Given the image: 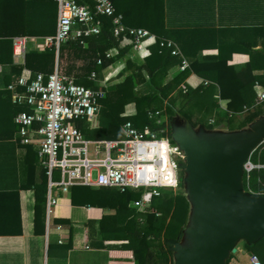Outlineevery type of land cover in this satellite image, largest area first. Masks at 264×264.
<instances>
[{
    "label": "trees",
    "instance_id": "16d2710c",
    "mask_svg": "<svg viewBox=\"0 0 264 264\" xmlns=\"http://www.w3.org/2000/svg\"><path fill=\"white\" fill-rule=\"evenodd\" d=\"M77 2L92 7L89 0ZM56 8L53 0H0V36H53L56 28ZM122 18L127 28L147 29L157 41L171 39L164 29L162 16L128 14L122 15ZM98 20L101 31L99 35L87 40L85 48L78 41H69L59 47L57 55L53 50L28 49L24 64L11 67L15 76L24 69L30 70L32 74L48 75L52 72L54 59L57 58L59 75L67 77L77 85L94 90L97 87L90 78L92 73L96 74L97 80H101L104 74L111 77L117 70L118 80L114 90L99 100L100 109L96 121L88 124L83 120L76 122L84 138L120 139L123 134L121 126L130 122L134 128L140 130L148 126L158 136L170 139V120L176 115L186 119L193 127L203 125L211 129L208 118L212 117L214 110L218 108V101L212 98L214 84L219 90L218 97L228 100V113L248 110L238 126L239 130L263 115L260 106H255L257 97L253 87L256 84H264V76H254L251 65L247 64L236 71L227 66L225 61L198 63L195 60L190 61L187 69L179 71L174 78L167 81L168 71L175 66L179 68V57L172 56L169 49L155 45L150 49V55L140 61L133 55L132 47L120 48L122 39L121 36L115 37L111 32L110 18L99 17ZM235 51L232 53H240L241 49ZM107 52L110 53L109 58L106 57ZM182 52L185 54V47ZM109 72L112 73L108 75ZM191 73L210 84L207 87L189 88L184 84V80ZM142 84L148 87L145 94L136 90ZM128 106L133 108L132 116L125 115ZM23 109L28 111L25 107ZM218 117L227 121L228 129H233L232 118L227 114L222 116L221 113ZM252 162L264 163V142L252 154ZM243 185L246 190L264 197V171L253 172L249 186L245 178ZM46 189L47 177L44 170L41 183L34 187V233L39 219L44 218ZM140 197V194L135 192L112 189L94 191L88 187L75 186L70 188L69 200L72 206L97 207L111 212L104 215L100 221L101 238L111 256H118V253L122 252L135 264H173L172 253L166 241L181 239L187 223L189 204L182 195L172 196L164 193L159 197L145 195L142 208L138 211L130 209L129 202L139 200ZM57 204L58 200L56 206ZM54 222L64 226L70 225L69 220L57 217ZM17 224L20 229L19 220ZM69 234L67 244L62 247L64 250L72 247L71 230ZM16 235H20V231ZM263 242L264 238L246 249L255 253L256 248L264 246ZM226 264H236L235 255H230Z\"/></svg>",
    "mask_w": 264,
    "mask_h": 264
},
{
    "label": "crops",
    "instance_id": "0c3cea01",
    "mask_svg": "<svg viewBox=\"0 0 264 264\" xmlns=\"http://www.w3.org/2000/svg\"><path fill=\"white\" fill-rule=\"evenodd\" d=\"M112 4L116 13L121 16L128 14L162 16L164 29L171 37L170 41L175 44L189 63L195 60L198 63H212L221 60L236 71L249 64L254 76H264V0H114ZM54 13L57 23V8ZM14 30L19 32L18 29ZM141 30L147 31V29ZM44 37L28 34L0 36V264H45V262L135 264L122 252L118 253V256H111L105 248L100 234V221L104 215L111 214V212L97 207L72 206L69 200L70 188H56L51 191L52 197L58 200L56 208L54 207L52 220L46 228L44 211V218L39 219L34 233V187L41 183L44 169L40 166L37 147L20 143L17 133L18 126L14 118L18 112L24 111V107L12 103L11 93L7 87L13 84L24 71L32 74L28 69L22 70L18 76L12 74L11 67L23 65L25 59V56L24 58L13 56L12 40ZM87 44L88 42H85L82 47L85 48ZM155 45H151L150 41H143L138 45L133 43L127 47H132L133 55L143 61L150 55V49ZM28 46H30L28 49L32 50H38L41 47L39 42L36 44L29 42ZM183 47L186 50L185 54L182 52ZM120 48L125 47L120 46ZM238 49H241L240 53H232ZM55 70H57V58L54 59L52 72L49 74ZM178 72V68L173 67L168 71L166 80H171ZM92 74L95 77L92 79L90 76V78L95 82L97 89L107 93L114 90L115 86L110 87L108 84L110 77L104 74L103 79L97 80L96 74ZM114 74H117V70ZM207 82L193 73L184 80V84L191 89L207 87L210 84ZM262 85L256 84L253 87L255 94ZM139 86L145 87L148 91L146 84ZM214 86L215 91L212 98L218 101V108L214 110L212 117L208 118V124L211 125L209 130H239L238 126L248 110L228 113L226 111L228 100L220 99L218 87L215 84ZM138 87L136 90L139 92ZM219 112L222 116L227 114L233 119L232 130L228 129L225 119L218 117ZM133 114V108L128 106L125 115L132 116ZM98 115L93 120L94 122ZM123 136L124 134L120 139ZM46 194L44 195L45 201ZM139 194L142 196L141 193ZM139 200L132 201L138 202ZM143 206L144 202L140 208ZM140 208L130 209L138 211ZM55 217L69 220L70 225L55 224ZM18 220L20 229L17 224ZM58 226H60L59 232L57 231ZM69 229L71 230L72 247L64 250L62 247L68 242ZM19 231L20 235H16ZM59 237L63 238L62 244L58 243ZM247 247L249 246L244 242L237 244V251L234 254L236 264H250L251 255L257 256L261 264H264V246L256 248L255 253L248 252Z\"/></svg>",
    "mask_w": 264,
    "mask_h": 264
},
{
    "label": "built area",
    "instance_id": "2783aa9c",
    "mask_svg": "<svg viewBox=\"0 0 264 264\" xmlns=\"http://www.w3.org/2000/svg\"><path fill=\"white\" fill-rule=\"evenodd\" d=\"M53 1L57 6L54 35L40 39L14 38L12 46L15 58H24L30 48L29 42L32 44L39 42L40 49L53 50L56 55L59 47L69 41H78L79 44L85 45L89 38L99 35L101 31L98 18L107 17L111 19L113 35L121 36V47L150 41L151 45L167 48L172 56L181 59L178 68L180 72L189 67V62L172 41H157L148 31L124 26L123 18L116 13L111 0H89L92 3L91 8L87 4H79L77 0ZM106 57H110L109 52L106 53ZM94 77L92 74L91 78ZM7 89L11 93L12 103L28 110L19 112L14 118L18 126L20 143L37 147L40 166L45 170L47 177L48 193L44 205L46 228L52 220L57 203L56 198L51 195V191L56 188L82 186L93 190L112 189L141 193V200L129 203L130 208L138 209L143 205L145 195L159 197L164 190H175L178 187L175 159L178 149L170 144L168 137L158 136L148 126L138 130L130 122H126L122 126L124 136L120 140L84 138L76 127V122L83 120L91 123L96 118L100 108L99 100L106 94L104 90L77 85L67 77L59 75L57 70L47 76L32 75L24 71ZM256 97L255 106L264 103V84L260 90H256ZM156 141L165 142L173 148L171 158L176 170L174 186L171 182L153 185V172L145 173V180L139 179L140 168L145 166L160 168L161 157L152 155L149 146L143 149V152L139 151L144 144ZM252 154L244 164L243 181L245 178L247 186L253 172L264 171V163H253ZM182 158L184 159V155ZM246 191L256 194L250 190ZM57 231H60V226L57 227ZM58 243H63L62 237H59ZM249 260L250 264H261L255 255H251Z\"/></svg>",
    "mask_w": 264,
    "mask_h": 264
},
{
    "label": "water",
    "instance_id": "95a60500",
    "mask_svg": "<svg viewBox=\"0 0 264 264\" xmlns=\"http://www.w3.org/2000/svg\"><path fill=\"white\" fill-rule=\"evenodd\" d=\"M169 137L184 155L180 169L191 223L189 245L166 241L173 264H226L239 242L253 246L264 238V197L243 185L244 164L264 142V114L235 131L193 127L176 115Z\"/></svg>",
    "mask_w": 264,
    "mask_h": 264
},
{
    "label": "rangeland",
    "instance_id": "374dc122",
    "mask_svg": "<svg viewBox=\"0 0 264 264\" xmlns=\"http://www.w3.org/2000/svg\"><path fill=\"white\" fill-rule=\"evenodd\" d=\"M116 75L114 74L112 77H110L108 80V84L110 85V87H114L115 86V82L118 80L116 79L115 77ZM180 88V86H179ZM138 89L140 90L139 92L145 94L147 93L145 87H142V86H139ZM106 92V91H105ZM107 93V92H106ZM260 108H261V111L264 113V104H260L259 105ZM121 129H122V126H121ZM170 144L176 146L174 143H172L170 141ZM154 151H156V154L157 155H161V161H163V165L162 167H160V170H159V173L156 175L154 174V171H151V169L149 167H146V168H143V169H140L138 175H139V179L140 180H143L144 177H146V174L145 173H152V184L153 185H158V184H161L163 182L167 183V182H171L172 186L175 185V177H174V174H176V170L174 168V165H173V162H172V154H173V148L172 146H168L166 143H158L156 145V147H154ZM183 157V153L181 151H177L176 154H175V159H176V162H177V174H178V179H179V185L178 187L175 189V190H170V189H166L164 190L165 193H169L170 195L172 196H178V195H182L185 197V189H184V184L181 182V179L183 178V171L180 169V165L183 164L184 162V159L182 158ZM171 168V170H170ZM57 175L55 174V179L57 178L56 177ZM191 223H190V218L187 220V227L186 229H184L183 231V234H182V237H181V243L186 246V245H189V239L187 238V236L185 235V232L188 228V226H190Z\"/></svg>",
    "mask_w": 264,
    "mask_h": 264
},
{
    "label": "bare ground",
    "instance_id": "6f19581e",
    "mask_svg": "<svg viewBox=\"0 0 264 264\" xmlns=\"http://www.w3.org/2000/svg\"><path fill=\"white\" fill-rule=\"evenodd\" d=\"M158 143H162V142L156 141V142H153V143L148 144V145L147 144H144L142 148L141 147L139 148V151L140 152H143V149H145V148H147V146H149L152 149V155H157L156 154V151H154V149H155L154 147H156V145ZM163 143H165V142H163ZM146 167H149L151 169V171H154V174H156V175L159 173L160 168H156L155 166H145L144 168H146ZM160 167H162V161L161 160H160ZM145 178L146 177H144L143 180H145Z\"/></svg>",
    "mask_w": 264,
    "mask_h": 264
}]
</instances>
